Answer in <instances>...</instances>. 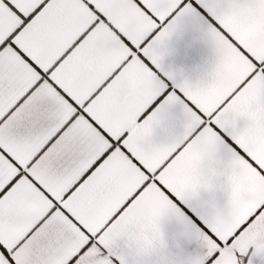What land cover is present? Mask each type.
<instances>
[{
    "label": "snow or ice",
    "instance_id": "6c2138e0",
    "mask_svg": "<svg viewBox=\"0 0 264 264\" xmlns=\"http://www.w3.org/2000/svg\"><path fill=\"white\" fill-rule=\"evenodd\" d=\"M188 21L196 83L161 72ZM166 218L203 249L183 264H264V0H0V264H169Z\"/></svg>",
    "mask_w": 264,
    "mask_h": 264
},
{
    "label": "crops",
    "instance_id": "0c3cea01",
    "mask_svg": "<svg viewBox=\"0 0 264 264\" xmlns=\"http://www.w3.org/2000/svg\"><path fill=\"white\" fill-rule=\"evenodd\" d=\"M201 15L208 18L206 10L202 6L197 9ZM161 72L172 73L176 80L186 79L196 83L207 78L213 70L216 52L210 40L204 37L201 26L195 21H188L180 30L174 33L162 46ZM183 132V124L179 108L172 110L171 116L160 127L156 128L153 141L156 144H164ZM227 190L217 187L211 191H201L199 198L193 204L207 203L222 205L226 203ZM188 206L185 205V208ZM161 231L165 241L164 257L169 264H183L188 256L201 254L203 249L195 240H189L180 235L181 229L174 220L161 221ZM253 249H248V254L241 257L243 264L252 260L253 264H262V259L253 254ZM121 257H125L129 264L135 261L128 257L126 251L121 248L114 256V264H121ZM147 264H163L160 257L155 255L147 258Z\"/></svg>",
    "mask_w": 264,
    "mask_h": 264
}]
</instances>
